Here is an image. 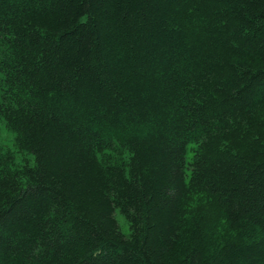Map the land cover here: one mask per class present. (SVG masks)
Returning <instances> with one entry per match:
<instances>
[{"label":"trees","instance_id":"16d2710c","mask_svg":"<svg viewBox=\"0 0 264 264\" xmlns=\"http://www.w3.org/2000/svg\"><path fill=\"white\" fill-rule=\"evenodd\" d=\"M0 74V264H264V0H0Z\"/></svg>","mask_w":264,"mask_h":264},{"label":"rangeland","instance_id":"374dc122","mask_svg":"<svg viewBox=\"0 0 264 264\" xmlns=\"http://www.w3.org/2000/svg\"><path fill=\"white\" fill-rule=\"evenodd\" d=\"M2 78H3V75L0 74V103L2 101V98H1L2 97V85H1ZM0 147L2 151L5 153V155L10 157L9 166H8L9 170L13 171L14 173H17L19 176L24 177L23 171L25 167L34 166L35 157L31 153L25 151L19 146L16 140V133L8 127L6 120L1 117H0ZM194 148H195V144L191 143L187 150V158H188V161L190 162L192 161L193 156H194ZM128 158H129V155L127 152H124L121 155L119 154V160H123L125 161V163L128 162ZM22 179L25 180V178H22ZM194 202L196 203H193L192 207L197 209L199 207V201L195 200ZM197 213L201 214L200 212H197ZM203 214L202 216L204 217ZM200 217L201 215L198 218ZM116 218L118 220L121 231L124 234L129 235L130 234V223L128 219L122 213L118 211L116 213ZM204 226H207V227H204L202 231L200 229L201 231L200 235H204L203 236L204 239L201 242V247L202 248L205 247L207 251L212 253L215 250L216 245L221 240L225 239L227 234L224 231H222L221 235H220V231L216 233L215 235H213V232L209 233L207 231L210 228L209 221L205 222Z\"/></svg>","mask_w":264,"mask_h":264}]
</instances>
